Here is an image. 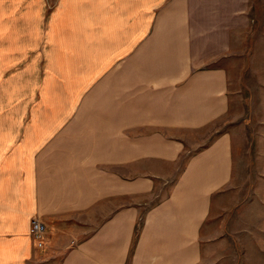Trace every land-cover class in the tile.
Here are the masks:
<instances>
[{"label": "crops", "instance_id": "1", "mask_svg": "<svg viewBox=\"0 0 264 264\" xmlns=\"http://www.w3.org/2000/svg\"><path fill=\"white\" fill-rule=\"evenodd\" d=\"M236 55L264 175V0H0V264H205Z\"/></svg>", "mask_w": 264, "mask_h": 264}, {"label": "rangeland", "instance_id": "2", "mask_svg": "<svg viewBox=\"0 0 264 264\" xmlns=\"http://www.w3.org/2000/svg\"><path fill=\"white\" fill-rule=\"evenodd\" d=\"M230 74L231 108L216 125L221 124L220 130L231 132L233 183L213 197L204 234L219 237L213 239L212 248H205L203 258L205 264H264V175L261 167L257 170L255 157V94L251 96L248 88L247 101L246 95L243 99L240 94L238 55L233 57ZM251 84L255 89L254 78Z\"/></svg>", "mask_w": 264, "mask_h": 264}, {"label": "built area", "instance_id": "3", "mask_svg": "<svg viewBox=\"0 0 264 264\" xmlns=\"http://www.w3.org/2000/svg\"><path fill=\"white\" fill-rule=\"evenodd\" d=\"M30 233L35 245L42 248L45 244V226L38 217L31 220Z\"/></svg>", "mask_w": 264, "mask_h": 264}]
</instances>
